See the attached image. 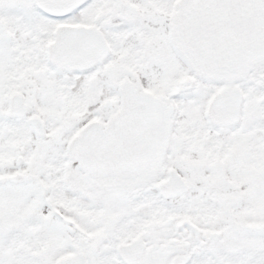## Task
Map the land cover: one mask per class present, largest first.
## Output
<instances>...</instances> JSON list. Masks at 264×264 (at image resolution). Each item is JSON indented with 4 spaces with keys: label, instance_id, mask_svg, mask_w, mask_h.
Here are the masks:
<instances>
[{
    "label": "snow or ice",
    "instance_id": "1",
    "mask_svg": "<svg viewBox=\"0 0 264 264\" xmlns=\"http://www.w3.org/2000/svg\"><path fill=\"white\" fill-rule=\"evenodd\" d=\"M0 264H264V0H0Z\"/></svg>",
    "mask_w": 264,
    "mask_h": 264
}]
</instances>
